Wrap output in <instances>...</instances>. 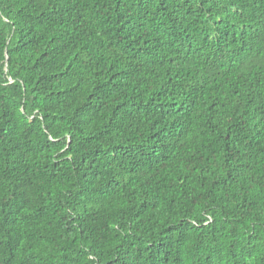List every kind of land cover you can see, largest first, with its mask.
Returning a JSON list of instances; mask_svg holds the SVG:
<instances>
[{
  "label": "trees",
  "instance_id": "16d2710c",
  "mask_svg": "<svg viewBox=\"0 0 264 264\" xmlns=\"http://www.w3.org/2000/svg\"><path fill=\"white\" fill-rule=\"evenodd\" d=\"M0 264H264V0H0Z\"/></svg>",
  "mask_w": 264,
  "mask_h": 264
}]
</instances>
